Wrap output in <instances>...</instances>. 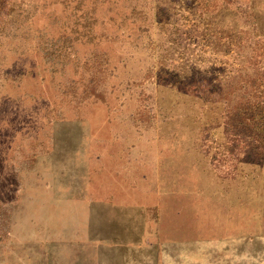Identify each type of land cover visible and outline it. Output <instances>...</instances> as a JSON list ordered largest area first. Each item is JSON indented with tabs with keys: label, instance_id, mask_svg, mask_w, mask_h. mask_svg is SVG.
<instances>
[{
	"label": "rangeland",
	"instance_id": "rangeland-1",
	"mask_svg": "<svg viewBox=\"0 0 264 264\" xmlns=\"http://www.w3.org/2000/svg\"><path fill=\"white\" fill-rule=\"evenodd\" d=\"M0 264H264V0H7Z\"/></svg>",
	"mask_w": 264,
	"mask_h": 264
},
{
	"label": "trees",
	"instance_id": "trees-1",
	"mask_svg": "<svg viewBox=\"0 0 264 264\" xmlns=\"http://www.w3.org/2000/svg\"><path fill=\"white\" fill-rule=\"evenodd\" d=\"M5 3L7 4V0H0V17H1V10L4 7Z\"/></svg>",
	"mask_w": 264,
	"mask_h": 264
}]
</instances>
